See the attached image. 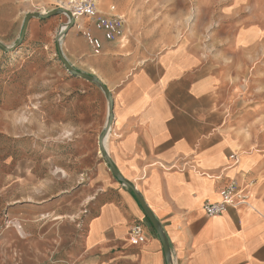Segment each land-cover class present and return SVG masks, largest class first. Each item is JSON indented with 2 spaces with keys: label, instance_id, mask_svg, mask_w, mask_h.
<instances>
[{
  "label": "crops",
  "instance_id": "1",
  "mask_svg": "<svg viewBox=\"0 0 264 264\" xmlns=\"http://www.w3.org/2000/svg\"><path fill=\"white\" fill-rule=\"evenodd\" d=\"M100 12L124 18L113 5ZM78 23L101 50L95 55L74 26L64 44L80 49L82 65H70L110 91L113 123L105 150L159 221L175 264H264V105L243 101L214 63L184 43L137 58L122 50L129 43L126 34L106 41L88 18ZM96 98L101 133L108 105L103 94ZM232 182L245 202L206 216L202 206L219 202ZM92 183L91 203L97 197L106 201L87 221L78 261L167 264L136 199L104 161L98 160ZM134 226L143 230L141 243L130 235Z\"/></svg>",
  "mask_w": 264,
  "mask_h": 264
},
{
  "label": "rangeland",
  "instance_id": "2",
  "mask_svg": "<svg viewBox=\"0 0 264 264\" xmlns=\"http://www.w3.org/2000/svg\"><path fill=\"white\" fill-rule=\"evenodd\" d=\"M71 1L81 0H0V44L18 41L27 14L68 11ZM98 4L124 16V52L144 59L184 43L214 63L243 101L264 105V0ZM66 23L64 15L31 19L19 47L0 48V264H81L87 221L106 201L90 199L104 161L97 147L102 92L59 60L55 38ZM64 38L61 52L80 70L81 51Z\"/></svg>",
  "mask_w": 264,
  "mask_h": 264
},
{
  "label": "water",
  "instance_id": "3",
  "mask_svg": "<svg viewBox=\"0 0 264 264\" xmlns=\"http://www.w3.org/2000/svg\"><path fill=\"white\" fill-rule=\"evenodd\" d=\"M57 15H64L67 18V23L65 25L60 26V30L57 34V37L55 38V44L57 48V53L59 60H61L66 72L71 75L72 77H77L81 80H84L86 82H90L97 86L99 90H101L102 94L106 98L107 105H108V111H107V117H106V123L105 126L102 130V132L99 134L98 138V151L100 152L101 157L103 158L105 164L107 167H109V170L113 176V178L120 183L122 186L127 188L133 197L136 199L138 205L140 206L142 212L145 214L147 220L149 221L151 227L154 229L155 233L157 234L160 244H162V249L164 253V258L166 259L167 264H175V259L173 257V254L170 251L169 248V243H167L164 230L161 227L159 221L157 218L154 216L153 213L149 210L148 206L146 205L143 197L136 191L135 187L130 183L127 182L126 180L122 179L120 176L118 170L116 167H114L108 152L105 150V143H106V138L107 134L112 126V118H113V102H112V97L110 91L104 86L101 81L94 75H87L84 74L78 70H76L74 67H72L69 62L65 59L64 55L61 52V40L62 38L70 31L72 30V27L74 25V17L73 14L68 12L67 10L63 8H57L55 11L47 12V13H29L25 16V19L23 21L22 27H21V33L18 41L11 47L7 48L3 45L0 44V48L4 52H11L15 50L17 47H19L21 40L23 39L25 33H26V28L28 26V23L31 19H36V20H46L52 17H56Z\"/></svg>",
  "mask_w": 264,
  "mask_h": 264
},
{
  "label": "built area",
  "instance_id": "4",
  "mask_svg": "<svg viewBox=\"0 0 264 264\" xmlns=\"http://www.w3.org/2000/svg\"><path fill=\"white\" fill-rule=\"evenodd\" d=\"M68 12L73 14L74 26L82 31L87 43L92 47L93 53L98 55L101 50V43L92 36L90 31H84L80 28L79 19H89L93 28L102 33L103 39L106 41H114L123 38L125 34V24L122 17H110L99 11L98 0H81L79 2L71 1ZM233 158V156H231ZM221 199L215 204H204L202 210L208 217H217L226 212L228 208L236 207L243 204L246 196L240 191L234 182L223 189L220 194ZM131 237L136 242L144 241L143 230L139 226H134L130 230Z\"/></svg>",
  "mask_w": 264,
  "mask_h": 264
},
{
  "label": "bare ground",
  "instance_id": "5",
  "mask_svg": "<svg viewBox=\"0 0 264 264\" xmlns=\"http://www.w3.org/2000/svg\"><path fill=\"white\" fill-rule=\"evenodd\" d=\"M243 35V34H242ZM245 35V34H244ZM241 44V43H240Z\"/></svg>",
  "mask_w": 264,
  "mask_h": 264
}]
</instances>
